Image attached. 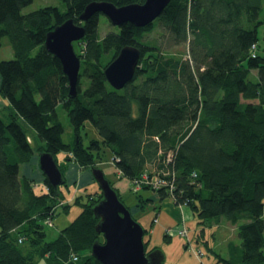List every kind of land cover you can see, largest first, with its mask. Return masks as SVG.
I'll return each mask as SVG.
<instances>
[{
    "label": "trees",
    "instance_id": "16d2710c",
    "mask_svg": "<svg viewBox=\"0 0 264 264\" xmlns=\"http://www.w3.org/2000/svg\"><path fill=\"white\" fill-rule=\"evenodd\" d=\"M32 1L0 0V48L6 38L13 52V59L0 61V96L12 111L0 117V264H100L91 256L93 243L103 240L93 213L100 189L85 203L75 197L80 214L46 240L42 221H52L64 196L46 178L48 191L39 192L19 178L20 166L35 155L23 121L43 143L38 156L47 152L57 163L65 152V161L83 170L110 156L120 178L131 183L143 174L172 181V196L169 187L146 185L133 193L138 211L152 201L139 194L152 191L190 208L201 224L225 219L237 227L240 244L230 242L229 258L217 255L218 262L264 264V50L258 45L264 0H171L149 26L124 23L104 36V16L93 15L83 23L84 38L73 44L80 58L73 98L60 61L45 47L47 34L67 20L78 23L90 3L123 7L145 0H60L62 10L23 14ZM185 44L184 55L163 47ZM126 46L141 56L133 80L115 90L104 70ZM59 105L76 138L70 145L63 141ZM87 122L99 139L85 145L80 132Z\"/></svg>",
    "mask_w": 264,
    "mask_h": 264
},
{
    "label": "water",
    "instance_id": "95a60500",
    "mask_svg": "<svg viewBox=\"0 0 264 264\" xmlns=\"http://www.w3.org/2000/svg\"><path fill=\"white\" fill-rule=\"evenodd\" d=\"M170 1L145 0L143 4L123 7L108 2H93L86 6L78 23L70 19L49 32L45 47L62 65L69 83V97L76 96L79 81L80 58L73 44L85 36L83 23L93 15L102 14L114 27L130 23L137 28H144L160 17ZM140 56L139 48L126 46L108 64L104 75L113 89L121 90L133 80ZM38 162L43 176L58 192L65 184V179L55 158L43 152L39 154ZM91 173L102 193V199L93 207V213L99 220L95 227L96 233L103 238V242L93 243L91 256L100 264H163L164 255L161 251L147 252L143 227L132 218L130 210L120 201L104 173L97 168L92 169Z\"/></svg>",
    "mask_w": 264,
    "mask_h": 264
},
{
    "label": "rangeland",
    "instance_id": "374dc122",
    "mask_svg": "<svg viewBox=\"0 0 264 264\" xmlns=\"http://www.w3.org/2000/svg\"><path fill=\"white\" fill-rule=\"evenodd\" d=\"M48 6L58 7L61 10L64 9L63 4L60 0H33L30 5L22 10V13L27 14ZM261 17L264 22V12L262 13ZM106 20L105 17H101L99 24V33L101 34V36H104L109 31L115 30V27L112 26V24L108 22V20ZM156 34L157 32L155 31L151 36H156ZM258 40V45L261 53L264 50V24L258 28ZM163 47L169 52V54L171 53L176 55H184L187 53V44L172 47L170 45H163ZM11 59H13L12 49L8 40L6 38H3L2 46L0 48V61H7ZM56 112L64 129V143L69 145L73 144L76 141L74 131L62 106L59 105L56 108ZM22 126L29 142H31V146L34 149L35 155L38 156L37 150L43 143H41L35 132L26 124V122L23 121ZM80 133L85 145L88 144L91 140L99 139L96 130L89 122L85 124V127L81 130ZM66 155L67 154L65 152H60L56 156L58 165H61L62 162H65V165L69 164V162L65 161ZM65 165H63L62 167L64 168V177L66 178L68 175L66 174L68 173V166L66 165V167ZM21 166L19 170L20 179H22L24 174L23 167ZM96 166L97 169H100L104 173L105 178L109 183L112 184L117 193L123 196L122 198L125 202V205L130 207V209L132 210V206L135 204L137 205V198L133 194V192H131V182L128 179L120 178V176L118 175V171L112 163V158H110V156H107L105 157L103 162L96 163ZM84 171L88 172L92 177L91 179L94 180L91 169H85ZM60 189L64 196L62 199L63 205H69V208L68 210H65L63 207L58 206L51 222H46V220L42 221L43 230L46 234L47 241L54 240L58 236L59 232L62 229L66 228L80 214L81 207L73 203L75 197L82 196V202L85 203L87 194H92L99 191L97 183L93 181L92 185H87L86 188L77 193L78 191H76L75 185H70L66 179L65 184L61 186ZM41 190L42 188L38 189L37 192ZM139 195H141L142 198L151 199V197L153 196H156L157 198L154 203L150 202L143 211H138L139 214L135 215L134 219H138L137 222L141 224V226L147 231V233L144 235V242L148 243L149 246V248H147V251L152 248L161 251L164 255L163 264H222L218 262V256L224 259L229 258L228 244L230 242L234 244H240L236 226H232L225 219H222L219 225L214 222L201 224L198 217L192 213L190 208L184 205L175 206L180 208V213L182 212L181 218H183L181 219L180 224H182L184 220L185 227L188 230V237L192 249L188 247L184 248L186 239L178 237L176 234H172V238L167 239L164 235V232L156 230V228L153 234L151 230L156 226H158L157 228L159 229L162 225H169L174 229L173 231H175L177 225L173 224V221L169 214L165 210H163L162 207H160L161 202L165 199H161L158 193L152 191H142ZM168 198L166 199L170 201ZM157 214H159V223L153 224L155 223L154 218ZM179 226L180 225H178V227ZM101 242H103V240ZM192 250L200 251L202 253L201 257L197 258ZM38 264H44V262L39 261Z\"/></svg>",
    "mask_w": 264,
    "mask_h": 264
},
{
    "label": "crops",
    "instance_id": "0c3cea01",
    "mask_svg": "<svg viewBox=\"0 0 264 264\" xmlns=\"http://www.w3.org/2000/svg\"><path fill=\"white\" fill-rule=\"evenodd\" d=\"M10 112H12L10 110L9 104L7 102V100L3 99L0 96V117L2 118H8V115H10ZM69 162V161H68ZM65 163V162H64ZM64 163L62 162L61 165H64ZM67 165V164H66ZM65 165V166H66ZM67 172L66 174L67 177L65 178L69 184H73L75 185L76 191H78L77 193H79L81 190H83L84 188H86L87 185H92L93 181L91 178V175L84 171L83 169H81V167H79L76 163H74L73 161H70L69 164L67 165ZM66 166V167H67ZM23 177L27 178L28 180H30L33 183V186L37 189H41L44 188L45 184H44V176L41 172V170L39 169V162H38V156L34 155L31 159V161L28 164H24L23 166ZM121 198L123 196L119 195ZM123 200V198H122ZM151 202L154 203L155 200H157L156 196L151 197ZM170 200V199H169ZM160 207H162L163 210H165L169 216L171 217L173 224L177 225V227L175 228V230H177L179 227L178 225H180L181 222V216H182V212L180 213V208L176 207L171 200L168 201L167 199H165L164 201L161 202ZM130 208V207H129ZM132 210L131 214L135 217V215H138V209H137V205H133L132 206ZM161 209V210H162ZM158 217L159 214L156 215V217L154 218L156 221L153 224H158ZM138 221V219H137ZM158 226L154 227L151 232L154 234V230L156 228V230L159 231H163L164 235L167 239L172 238V236L169 234L167 235V231L168 230H172V234H175V231H173L174 229L169 226V225H162L159 229L157 228ZM179 237V236H178ZM187 247V244H185L184 248ZM147 248H149V246H147Z\"/></svg>",
    "mask_w": 264,
    "mask_h": 264
},
{
    "label": "built area",
    "instance_id": "2783aa9c",
    "mask_svg": "<svg viewBox=\"0 0 264 264\" xmlns=\"http://www.w3.org/2000/svg\"><path fill=\"white\" fill-rule=\"evenodd\" d=\"M253 56H254V54H253ZM165 175L168 176L169 174H165ZM131 185H132V192L133 193L139 192L142 189V187L145 186V185L151 187L153 190H157V189L159 190V189H162V188H168L169 187L168 189H169V195L170 196H172L171 195L172 194V190L174 189L172 181L171 182H167L166 180H164V179H162V178H160L158 176L157 177L153 176L152 178H149V176L146 175V174H143L139 179H137L133 183H131ZM44 190L48 191V188L46 186H44ZM62 205H63V202H60L58 204V206H60V207ZM47 222H51V221L48 220ZM171 232H172V230H168L167 231V235H169V234L172 235ZM175 234L177 236L181 237V238H185L187 247L192 249L191 243H190V240H189V237H188V230L185 227L184 220H183L182 224H180V227L177 230H175ZM192 251L197 256V258L201 257L202 253L200 251H198V250L197 251L192 250ZM72 259L74 261H76L77 257L73 256Z\"/></svg>",
    "mask_w": 264,
    "mask_h": 264
},
{
    "label": "bare ground",
    "instance_id": "6f19581e",
    "mask_svg": "<svg viewBox=\"0 0 264 264\" xmlns=\"http://www.w3.org/2000/svg\"><path fill=\"white\" fill-rule=\"evenodd\" d=\"M158 190V189H157ZM156 191V190H155Z\"/></svg>",
    "mask_w": 264,
    "mask_h": 264
}]
</instances>
